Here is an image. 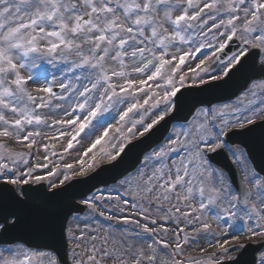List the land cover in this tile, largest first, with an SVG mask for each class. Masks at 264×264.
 <instances>
[{
	"label": "snow or ice",
	"instance_id": "1",
	"mask_svg": "<svg viewBox=\"0 0 264 264\" xmlns=\"http://www.w3.org/2000/svg\"><path fill=\"white\" fill-rule=\"evenodd\" d=\"M250 59L262 78L252 79L236 104L197 101L177 115L189 79L192 87L230 79ZM174 120L182 122L169 131ZM56 126L71 131L42 134ZM160 128L155 146L120 174L123 194L81 196L93 220L131 227L102 235L76 216L75 228L62 229L61 255L52 245L5 238L20 225L9 212L0 217V264H240L253 245L250 264H264V167L248 144L233 139L259 128L264 156V0H0V180L20 189L13 199L28 195L23 185L48 180L66 190L76 176L115 167L134 141ZM100 129L63 170L49 168L48 144L41 145L47 162H40L38 137H70L68 152L82 133ZM34 149L36 163L28 167ZM58 173V183L50 180ZM193 243L199 255H186Z\"/></svg>",
	"mask_w": 264,
	"mask_h": 264
},
{
	"label": "water",
	"instance_id": "2",
	"mask_svg": "<svg viewBox=\"0 0 264 264\" xmlns=\"http://www.w3.org/2000/svg\"><path fill=\"white\" fill-rule=\"evenodd\" d=\"M232 47H235L233 45ZM262 78L258 64L253 60H248L245 67L241 71L233 74L231 78H225L218 82H210L207 85L200 87H189L181 90L183 95L181 98L180 111L177 114L180 117L187 115L188 110L197 101H203L205 105H214L216 103L233 100L239 96L241 92L246 90L252 79ZM180 95V94H178ZM191 117H189L190 119ZM182 122L179 120L171 121L168 124V129L173 123ZM159 127V126H158ZM164 129L142 143L134 141L133 146L126 149L127 155L123 160L116 163L115 167L105 165L99 168L96 172L91 174L86 179L75 181L70 187L67 186L68 194L60 199H54L51 193L46 191L45 186L39 185L36 187L27 186L30 189L26 197L21 198L22 202H17L13 196H18L13 188L6 184H0V217L9 213L15 212L20 217V225L18 228L23 235L16 237H8L7 239L19 238L26 241L28 244L34 246L52 245L57 248L61 255H64L66 248L65 241L62 238V229L66 226L69 217L74 213H81L82 206L76 203L77 199H81L82 195H88L95 189L101 186H108L115 184L121 173L130 168V165L135 161L136 157L142 153L144 149L151 150L154 147L155 141ZM167 134V133H165ZM237 142L243 141L248 144L251 149V156L256 165L264 167V156L261 154L260 149V129L257 128L256 132L247 137H233ZM221 162L230 171L235 173V168L228 160ZM235 179V176H234ZM10 204V207L6 205ZM27 223L25 229L24 223ZM6 237V234H5ZM255 245L250 246L242 256H240V264H250L254 255Z\"/></svg>",
	"mask_w": 264,
	"mask_h": 264
},
{
	"label": "rangeland",
	"instance_id": "3",
	"mask_svg": "<svg viewBox=\"0 0 264 264\" xmlns=\"http://www.w3.org/2000/svg\"><path fill=\"white\" fill-rule=\"evenodd\" d=\"M203 53L204 54H210L211 53V49L205 48L203 50ZM198 55H201V54H198ZM197 62H198V60L189 61L188 66L194 68L195 64ZM43 67L48 69L50 72H53V73L55 72V69L52 68L51 65H48V64L45 63L43 65ZM183 71L187 72V67L183 68ZM216 74L218 75L219 73H216ZM189 76H191V73H189ZM205 78H207V77H205ZM188 85L191 86V79H189V81L187 82V86ZM243 96H244V94H242L239 98H243ZM237 102H238V99L234 100V102L227 103V104H236ZM215 106L218 107L220 105H215ZM117 119H118V117H117ZM111 122L115 123V121H111ZM94 123H95V121H94ZM41 131H42V134L45 137H48V136L54 135L53 133L58 134L60 131H71V128L67 127V126H56V128L42 127ZM102 131H103V129H100L99 131L95 132L92 135H86L85 133H82L81 137L77 138V141H73L74 147H73V149L69 150L68 152H63V147H66L67 139L70 138V137H61V138H59L58 141H52V140H49L47 138H45L43 140H40V138L38 137L37 139H38L39 143L37 144L36 147L39 148V160H40L41 163L47 162V161L43 160V156L45 155V153H44V150L41 147V145L42 144H48L49 145V153H48V155H49V161H50L49 168H52L54 165L59 164L61 166V170H63V164L64 163H74L76 158H77V156H78V154L82 153L84 151V149H86L89 146L90 141L94 140L95 135H99ZM86 132H87V130H86ZM110 135H113V133H110ZM9 143L16 150H22V145L16 144V143H14L12 141H9ZM52 144H55V148L54 149L51 147ZM99 148H100V146H97V149H95L94 152L98 153L99 152ZM24 150H26V149H24ZM53 150L57 153V155H51V152ZM36 156H37V153H36V151L34 149L33 153H32V157L29 158L28 167H30L34 163H36V159L33 158V157H36ZM61 157H63V158L61 159ZM21 167L23 168L24 166L22 165ZM78 170H79V167L77 166V171ZM46 173H47V169H40V170H38L37 174L46 175ZM58 176H59V173L57 174V176L51 177L50 180L55 181V182L58 183ZM76 177H80V176H76ZM60 178H62V177H60ZM0 182H4V180H0ZM45 182H46L47 185H49V181L48 180H45L44 183ZM13 186L17 190H20L16 185H13ZM51 189H53V188H51ZM123 193H124V187H121L120 184L117 183L114 186L101 188V189L97 190L96 192H94L92 195H103L105 197V199H107L108 196L115 197L116 195L123 194ZM124 198L131 199V197H127V196H125ZM107 203L109 205L115 204V200L107 201ZM109 214H111V213H109ZM125 214H129V213H124V214L119 213V212L116 213V215L118 217L121 216V215H125ZM75 217L76 216H74V217H72L70 219V221L68 222V225H67L68 227L75 228V226L77 224V221H76ZM79 217H81V218L87 217L88 219L85 222L90 223L93 228H98L102 235L104 234L105 230H108V231H112L114 233V235L118 236L119 235L118 229H122V228H125V227H131L130 225H124L122 223L121 224H116L115 221H108V220H105L103 217H96L95 220H93L89 216V210L86 213L80 215ZM109 225H111L112 227L109 228ZM80 226L83 227V223H81ZM180 226L183 227L184 226L183 223ZM201 244L204 247H207V244L204 241H201ZM210 251H211V249H210ZM185 254L186 255L187 254H191L193 256L199 255V251H198L197 245H195L193 243L191 246H186L185 247ZM234 255H236V253H234ZM109 264H111V262H109Z\"/></svg>",
	"mask_w": 264,
	"mask_h": 264
},
{
	"label": "bare ground",
	"instance_id": "4",
	"mask_svg": "<svg viewBox=\"0 0 264 264\" xmlns=\"http://www.w3.org/2000/svg\"><path fill=\"white\" fill-rule=\"evenodd\" d=\"M54 135H59V133L58 134H55V133H53Z\"/></svg>",
	"mask_w": 264,
	"mask_h": 264
}]
</instances>
